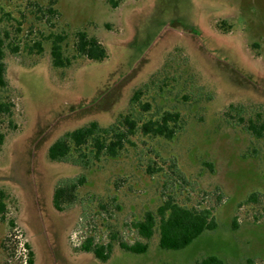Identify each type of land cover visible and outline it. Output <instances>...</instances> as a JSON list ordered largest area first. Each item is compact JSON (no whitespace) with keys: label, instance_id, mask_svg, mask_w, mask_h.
<instances>
[{"label":"rangeland","instance_id":"obj_1","mask_svg":"<svg viewBox=\"0 0 264 264\" xmlns=\"http://www.w3.org/2000/svg\"><path fill=\"white\" fill-rule=\"evenodd\" d=\"M78 32L107 56L79 54ZM0 33L11 45L0 97L12 104L0 116V264H27L25 243L34 264H193L208 255L264 264V140L247 130L250 112L264 109V0H0ZM59 36L65 67L53 65ZM137 90L151 105L143 116L180 114L173 139L138 132L119 157L91 168L49 159L67 131L131 111ZM81 175L75 204L57 210L56 186ZM165 194L210 206L217 227L181 250L161 249L157 235L144 254L122 249ZM85 235L111 243L109 260L80 249Z\"/></svg>","mask_w":264,"mask_h":264},{"label":"trees","instance_id":"obj_2","mask_svg":"<svg viewBox=\"0 0 264 264\" xmlns=\"http://www.w3.org/2000/svg\"><path fill=\"white\" fill-rule=\"evenodd\" d=\"M7 34L0 33V88L8 85L6 77V48ZM63 36L53 40L52 59L55 67H65L70 64V59L64 56L62 47ZM76 50L79 54L90 60H103L107 56L105 47L96 37H89L85 32H78ZM16 51V48L14 49ZM142 90H137L131 99V111L121 115L110 126L103 127L98 122L91 123L67 131L57 138L48 149V157L51 161L71 163L84 168H91L104 158H117L126 150L127 143L132 144L131 137L140 132L151 138H163L171 140L183 128L178 112L169 110L159 114L143 116L150 111L149 102L141 101ZM136 106L141 107L139 110ZM231 105V109H235ZM239 118L244 122L241 114L245 109L236 107ZM264 110V109H262ZM250 112L247 130L257 139L264 140V111ZM12 104L0 97V116L10 114ZM149 173L153 176L162 171V167L148 166ZM86 176L69 178L55 188L53 205L57 210H63L75 204L79 188L85 184ZM252 196H255L253 194ZM6 194L0 190V220H4L7 209ZM13 226V222H10ZM237 227V221L234 220ZM136 238L133 242L119 241L122 249L134 253L144 254L149 249V241L158 236V246L165 250H181L190 246L204 232L214 230L217 221L210 206H196L180 203L173 194L163 195L161 204L156 210H147L143 217L132 223ZM26 258L27 264H34V252L28 243ZM80 249L92 252L101 261H107L111 254V243H95L94 237L85 235L79 245ZM193 264H226L217 255H208Z\"/></svg>","mask_w":264,"mask_h":264}]
</instances>
